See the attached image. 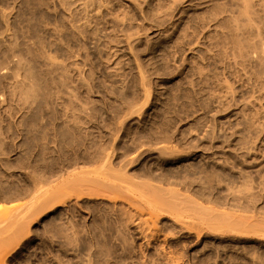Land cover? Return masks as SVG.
<instances>
[{"label":"rangeland","instance_id":"obj_1","mask_svg":"<svg viewBox=\"0 0 264 264\" xmlns=\"http://www.w3.org/2000/svg\"><path fill=\"white\" fill-rule=\"evenodd\" d=\"M263 49L264 0H0V264H264Z\"/></svg>","mask_w":264,"mask_h":264},{"label":"bare ground","instance_id":"obj_2","mask_svg":"<svg viewBox=\"0 0 264 264\" xmlns=\"http://www.w3.org/2000/svg\"><path fill=\"white\" fill-rule=\"evenodd\" d=\"M264 50V49H263ZM38 196V195H37ZM39 197V196H38ZM176 203H178V202H176ZM175 203H173V205H174ZM176 205H178L177 207H179V205H180V203L179 204H176ZM188 206V205H187ZM188 208H190L189 206H188ZM193 210V209H192ZM196 211V210H195ZM17 246V245H16ZM16 246H15V248H16ZM14 249V248H13ZM12 250V249H11ZM14 251V250H13Z\"/></svg>","mask_w":264,"mask_h":264}]
</instances>
